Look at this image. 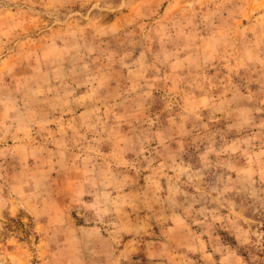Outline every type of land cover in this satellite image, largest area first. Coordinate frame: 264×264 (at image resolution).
<instances>
[{
	"label": "rangeland",
	"instance_id": "obj_1",
	"mask_svg": "<svg viewBox=\"0 0 264 264\" xmlns=\"http://www.w3.org/2000/svg\"><path fill=\"white\" fill-rule=\"evenodd\" d=\"M0 264H264V0H0Z\"/></svg>",
	"mask_w": 264,
	"mask_h": 264
}]
</instances>
